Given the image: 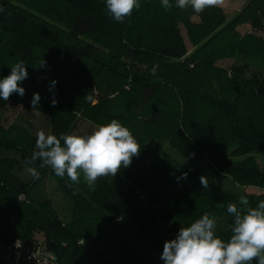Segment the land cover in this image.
Returning <instances> with one entry per match:
<instances>
[{
	"label": "trees",
	"instance_id": "16d2710c",
	"mask_svg": "<svg viewBox=\"0 0 264 264\" xmlns=\"http://www.w3.org/2000/svg\"><path fill=\"white\" fill-rule=\"evenodd\" d=\"M139 2L120 23L105 0H0V79L21 60L28 71L25 94L0 99V243L41 240L59 264H164L181 226L207 213L228 240L227 205L264 200V0L231 18L220 6L196 14ZM14 106L45 116L57 136L116 119L140 154L94 188L82 173L69 187L39 161L40 178H23L37 135L4 119ZM207 168L257 192L204 187ZM45 176L65 197L62 215L30 195Z\"/></svg>",
	"mask_w": 264,
	"mask_h": 264
},
{
	"label": "clouds",
	"instance_id": "9594fccd",
	"mask_svg": "<svg viewBox=\"0 0 264 264\" xmlns=\"http://www.w3.org/2000/svg\"><path fill=\"white\" fill-rule=\"evenodd\" d=\"M223 3L224 0H175L173 5L170 0H161L166 11L174 6L181 10L190 7L196 14ZM105 7L109 16L123 23L141 4L139 0H105ZM44 64L46 61L42 59L40 65ZM158 67L153 66V75ZM27 77L26 64L22 60L15 63L10 74L0 79V99L8 101L13 93L23 96L25 89L21 83ZM39 100V93H35L32 106ZM52 103L55 105L56 101ZM35 149L25 161L26 171L33 179L40 178L37 167L33 166L39 161L40 168L49 167L61 178L67 176L69 187L80 183L82 173L90 188H94L98 178L114 177L121 168L129 167L132 158L141 151L132 132L116 119L99 125L86 136L66 133L57 136L40 130ZM201 183L208 186L204 177ZM239 205H227V212L233 217L228 240L216 235V221L205 213L189 225L181 226L174 239L165 241L161 255L164 264H251L252 261L264 264V200L250 207L248 199L242 196Z\"/></svg>",
	"mask_w": 264,
	"mask_h": 264
},
{
	"label": "rangeland",
	"instance_id": "374dc122",
	"mask_svg": "<svg viewBox=\"0 0 264 264\" xmlns=\"http://www.w3.org/2000/svg\"><path fill=\"white\" fill-rule=\"evenodd\" d=\"M242 2H244L245 4L246 0H224L222 6L228 14L229 18L235 15ZM229 64V62L220 63L222 67H227ZM3 115L6 121H11L15 117H17L16 119L21 118L23 124L25 123L30 129V131L35 135H37L40 130H43L46 134H49L50 125L48 119L35 111L23 109L19 106H14L12 109H9L4 112ZM95 129L96 127L81 121L78 122V124L75 126L74 130L70 134L86 136L91 134V132ZM22 177L27 179L32 178V176L25 169L22 171ZM204 178L207 179V182L215 184L218 187L233 193L242 194V190H244L246 193L254 191L257 192L255 188L248 187L247 185H245V188L242 189L241 187L236 185L231 179L218 173L215 169L212 168L205 169ZM241 186H243L242 183ZM30 195L32 197L39 195L45 196L52 202L53 207L59 215H62L64 213V207L66 205L65 197L51 176H45V179L39 184H37V186L33 189Z\"/></svg>",
	"mask_w": 264,
	"mask_h": 264
},
{
	"label": "built area",
	"instance_id": "2783aa9c",
	"mask_svg": "<svg viewBox=\"0 0 264 264\" xmlns=\"http://www.w3.org/2000/svg\"><path fill=\"white\" fill-rule=\"evenodd\" d=\"M0 264H59L55 255L48 250L46 244L37 240L26 243L13 240L0 243Z\"/></svg>",
	"mask_w": 264,
	"mask_h": 264
},
{
	"label": "crops",
	"instance_id": "0c3cea01",
	"mask_svg": "<svg viewBox=\"0 0 264 264\" xmlns=\"http://www.w3.org/2000/svg\"><path fill=\"white\" fill-rule=\"evenodd\" d=\"M244 5V2H242V4L239 6V9H238V11L242 8V6ZM220 7H222L223 8V6L222 5H219ZM224 9V8H223ZM225 10V9H224ZM238 11H236V12H238ZM226 12V11H225Z\"/></svg>",
	"mask_w": 264,
	"mask_h": 264
}]
</instances>
